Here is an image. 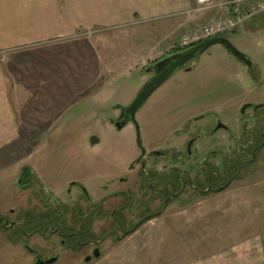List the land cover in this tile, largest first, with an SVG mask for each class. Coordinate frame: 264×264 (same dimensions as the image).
<instances>
[{
    "label": "rangeland",
    "instance_id": "1",
    "mask_svg": "<svg viewBox=\"0 0 264 264\" xmlns=\"http://www.w3.org/2000/svg\"><path fill=\"white\" fill-rule=\"evenodd\" d=\"M258 19L248 26L252 30L241 27L227 35L252 60L254 74L244 62L217 44L192 60L191 70L176 72L138 111L141 138L148 153L173 144L184 149L187 134L178 138L177 132L189 118L207 111L211 115L194 123L188 135L196 133V129L206 132L208 126L213 128L217 116L239 129L238 110L242 103L250 97L264 100V15ZM145 68L133 70L120 78L118 84L103 85L102 91L94 93L102 86L97 85L66 112H13L14 129L10 123L13 117L3 112L1 212L7 214L10 208H16L17 212L24 209L38 212L47 207L57 210L61 204L72 210L80 203L84 209L87 202L78 183L86 187L93 204L102 201L104 213L94 214L91 228L97 239L114 225L111 212L117 208L129 227L147 215L150 219L120 240L114 237L105 240L100 246L101 256L90 262L85 257L92 255V246L70 250L62 247L59 237L53 235L56 249L47 252L48 240L33 236L32 247L47 254L59 253L60 259L55 264H233L234 256L245 258V264H254V259L264 264V150L257 162L246 167L247 171L243 169L240 177L224 190L194 194L187 189L160 214L140 208L144 203L154 212L164 198L151 203V194L140 188L137 174L140 166L129 171L130 164L141 154L135 128L129 125L119 130L111 119L119 115L116 106L129 105L152 77ZM94 136L100 141L93 145ZM200 143L196 147L204 149ZM214 162L218 164L219 159ZM151 164L148 166L152 168ZM193 164L187 162L182 168L192 171L197 166ZM163 166L159 163L155 168L162 170ZM25 168L38 174L49 193L39 183L25 192L19 190L20 172ZM122 177H127L128 182L122 183ZM127 188L134 195L128 202L132 209L122 208L126 203L115 194ZM68 216V226L81 227V223H73L72 213ZM31 262L32 257L21 243H2L0 264Z\"/></svg>",
    "mask_w": 264,
    "mask_h": 264
},
{
    "label": "crops",
    "instance_id": "2",
    "mask_svg": "<svg viewBox=\"0 0 264 264\" xmlns=\"http://www.w3.org/2000/svg\"><path fill=\"white\" fill-rule=\"evenodd\" d=\"M225 1L201 9L197 0H0V148L3 112L13 129V112H66L225 19ZM254 20L241 27L252 30Z\"/></svg>",
    "mask_w": 264,
    "mask_h": 264
},
{
    "label": "flooded vegetation",
    "instance_id": "3",
    "mask_svg": "<svg viewBox=\"0 0 264 264\" xmlns=\"http://www.w3.org/2000/svg\"><path fill=\"white\" fill-rule=\"evenodd\" d=\"M190 66L191 62L187 63L182 69L189 71L191 70ZM248 69L254 74L255 65L253 64V68L248 66ZM238 112H240L239 129H237L235 124L233 128V126L227 122H223L221 117L217 116L218 122L213 128L210 129L208 126L207 131L205 130L206 132H202L201 130L197 131L196 129V133L188 135L194 123L205 121L211 115L207 111L189 118L183 124L181 130L177 132L176 137L178 138L187 134L184 149L179 148L175 144L171 146L168 143L170 148L161 151L154 150L148 153L147 149L143 146L141 137L142 146L138 144V131L133 120L129 119L124 127L121 129L118 128L117 123L122 124L125 119L124 117L122 118V110L119 109L117 118L111 119L112 125L119 130L132 125L136 130L137 144L141 149L139 157L130 164L129 171L135 170L136 165L140 166L137 173L140 177V188L142 191H146L147 194H151V203L153 200L158 199L162 201V198H164L161 206L155 209L154 212L152 208L147 207L144 203L140 207L142 211L152 213L160 212L173 199H177L180 195L184 194L187 189H191L194 194H210L224 190L232 181L240 177L243 169L246 170L245 168L248 165H254L257 162L261 151L264 150V100H255L250 97L242 103ZM217 135L218 137L216 138L215 136ZM198 142H201L200 144L203 145L204 149L196 147ZM219 146L221 147L219 148ZM143 148L145 149L144 155ZM218 159L219 163L215 164L214 160ZM191 161L197 164L196 168L192 169V171L182 168L187 162ZM151 162L153 163L151 164ZM159 163L164 164L162 170L155 168V165L158 166ZM149 164L154 166L151 168L148 166ZM30 171L28 168H25L20 172L18 182L19 190L25 192L26 189L28 190L39 183L48 192L46 186L42 184L41 178L37 176L38 174L36 175ZM128 180L127 177L120 178L122 183H127ZM78 186L86 198L85 202H87V205H85L86 208L84 209L81 208V203L76 209L72 210H69L68 206L61 204L57 210L56 208L52 209L46 206V210H40L38 212L32 209H24V211L17 212L16 208H10L9 213L6 214L1 212L2 206H0V250L3 242H8L12 245L21 243L24 250L32 257L31 264H45L48 260L57 258L52 263L55 264L60 259L59 253L47 254L45 252L56 249L51 236L57 235L59 237V244L70 250L81 251L85 247L92 246V255L85 257L86 261L88 257L94 258V253L97 249L101 251L100 246L105 240L110 237L118 238V236V240L122 239L125 232L132 230L141 220L149 217L147 215L140 219L135 226L129 227L130 225L125 224V217L120 214V208H117L111 212L114 225L111 226L101 239H97L91 231V228L94 214L102 215L104 213L102 201L93 204V200L88 195L86 187L83 184L77 183ZM69 192H71V189ZM116 193L126 203L122 208L132 209V206L130 207L128 204L129 200L134 196L131 189L127 188L126 190L116 191ZM40 200L42 201V198ZM71 213L73 223H81V227H70L66 224L67 216L71 215ZM12 216L14 217L12 218ZM82 223L89 228L87 229L85 226H82ZM35 235H40L48 240L46 251L31 246L30 239Z\"/></svg>",
    "mask_w": 264,
    "mask_h": 264
},
{
    "label": "water",
    "instance_id": "4",
    "mask_svg": "<svg viewBox=\"0 0 264 264\" xmlns=\"http://www.w3.org/2000/svg\"><path fill=\"white\" fill-rule=\"evenodd\" d=\"M223 45L228 51H230L235 57L244 61L248 66L253 68L252 60L243 52H241L227 36H218L208 39L196 46H193L186 51L171 54L160 61H158L153 67L146 70L147 73L153 74L152 77L142 86L139 90L136 98L129 105L118 104L116 109L122 110V118L124 121L122 124L117 123L118 128L124 127L129 119L133 120L136 124L138 131V144L142 146L140 128L136 120L137 112L143 107V105L148 101V99L158 90L164 83H166L176 72L181 70L187 63L194 60L200 54L206 52L210 47L214 45ZM100 139L98 137H92L91 143L94 145L98 143ZM145 154V149L143 148V155ZM167 204V203H166ZM166 208V206H165ZM164 208V209H165ZM163 209V210H164ZM162 211L158 212L160 214ZM150 219L149 217L141 220L132 230L125 232L124 236L134 232L137 228L144 222ZM123 236V237H124ZM119 238V236H118ZM117 238V239H118ZM100 243V242H99ZM101 256L100 249H97L94 253V258H99ZM57 258H53L45 262V264H52ZM92 257H88L86 261H90ZM39 264V263H38Z\"/></svg>",
    "mask_w": 264,
    "mask_h": 264
},
{
    "label": "built area",
    "instance_id": "5",
    "mask_svg": "<svg viewBox=\"0 0 264 264\" xmlns=\"http://www.w3.org/2000/svg\"><path fill=\"white\" fill-rule=\"evenodd\" d=\"M197 4L201 9L208 8L212 0H197ZM222 6L228 14L225 19L185 35L175 48L185 50L208 39L236 33L245 23L264 15V0H229L223 2Z\"/></svg>",
    "mask_w": 264,
    "mask_h": 264
},
{
    "label": "trees",
    "instance_id": "6",
    "mask_svg": "<svg viewBox=\"0 0 264 264\" xmlns=\"http://www.w3.org/2000/svg\"><path fill=\"white\" fill-rule=\"evenodd\" d=\"M259 19L257 18V19H255L254 21H258ZM181 51H184V50H181V49H178V48H174L173 50H172V52H171V54L172 53H176V52H181ZM161 60V59H160ZM160 60H157V61H155V62H153L149 67H147V68H145L146 70L147 69H149V68H151V67H153L158 61H160ZM248 168H249V165H248ZM248 168L246 169V171L248 170ZM85 227L88 229L89 227H87L86 225H85Z\"/></svg>",
    "mask_w": 264,
    "mask_h": 264
}]
</instances>
